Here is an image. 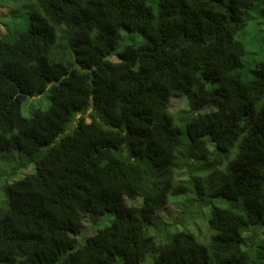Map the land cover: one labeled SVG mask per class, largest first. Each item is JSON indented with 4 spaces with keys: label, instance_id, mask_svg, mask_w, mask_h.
<instances>
[{
    "label": "trees",
    "instance_id": "obj_1",
    "mask_svg": "<svg viewBox=\"0 0 264 264\" xmlns=\"http://www.w3.org/2000/svg\"><path fill=\"white\" fill-rule=\"evenodd\" d=\"M0 25V264H264V0H0Z\"/></svg>",
    "mask_w": 264,
    "mask_h": 264
},
{
    "label": "rangeland",
    "instance_id": "obj_2",
    "mask_svg": "<svg viewBox=\"0 0 264 264\" xmlns=\"http://www.w3.org/2000/svg\"><path fill=\"white\" fill-rule=\"evenodd\" d=\"M10 1H13V0H10ZM14 1H15V4H17V3L18 4H31L33 2L32 0H14ZM0 30L2 33L5 32L4 28H0ZM113 59H115V57H113ZM187 105H188V101L183 95H175L171 100L170 110L173 112V114H175L178 112L179 109L186 108ZM32 113H34V111L29 112V113L25 112L26 115H30ZM86 119H87V121H91V119L89 117H87ZM72 126H75V125L73 124ZM224 158L226 159L227 157L225 156ZM17 160H18L17 158H14V159L12 157L9 158L8 154L5 156L2 155V157L0 159V174L3 173L4 169H11L16 164H18ZM165 163H167V167L164 169V172L168 173L169 172L168 169H169V166H171V164H170V161H168V160ZM223 169L226 172L229 171L228 167H226V166H224ZM18 172H20V171H18ZM160 172L163 174V171H160ZM128 204L130 205L131 203L128 202ZM176 211H177L176 204L171 203L168 206H166L162 211L156 213L154 216V220L158 221V223H159V225L158 226L156 225V226L158 228H161L159 226L164 225V224H171L174 221ZM147 213H148V211H147ZM113 220H114V213L113 212H107L102 217H96L90 213L86 214L83 217V221H84L83 229L81 231H79L78 233H72V234H74L76 236V238L79 241V245H81L82 243L85 242L86 238L89 235L96 233L100 228L110 226L112 224ZM200 223H201V231H200L199 237H200L201 241H203L204 243H209L210 248H212L213 250L218 249V250L224 252V250H226L228 247H231L230 244L223 242L217 238V230L216 229L209 230L208 227H206L205 223H203L202 220H200ZM193 231L194 232L196 231L197 233L199 232L198 230L195 229V227L192 230V232ZM260 236H262V234ZM259 240L262 241L263 240L262 237H259ZM150 255L155 256V254H150ZM121 262H122V260L119 259L117 261V264H120ZM145 262L149 263L150 259H147Z\"/></svg>",
    "mask_w": 264,
    "mask_h": 264
},
{
    "label": "clouds",
    "instance_id": "obj_3",
    "mask_svg": "<svg viewBox=\"0 0 264 264\" xmlns=\"http://www.w3.org/2000/svg\"><path fill=\"white\" fill-rule=\"evenodd\" d=\"M32 1H33V0H32ZM0 28H3V26L0 25ZM1 33H2V32H1V30H0V36H2V34H3V33H2V34H1ZM158 212H159V211H158Z\"/></svg>",
    "mask_w": 264,
    "mask_h": 264
}]
</instances>
